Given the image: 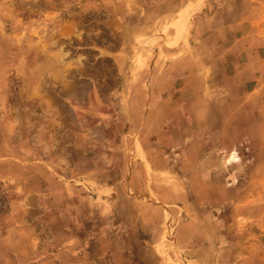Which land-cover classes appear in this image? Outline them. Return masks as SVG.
<instances>
[{"label":"rangeland","instance_id":"obj_1","mask_svg":"<svg viewBox=\"0 0 264 264\" xmlns=\"http://www.w3.org/2000/svg\"><path fill=\"white\" fill-rule=\"evenodd\" d=\"M180 1L0 0V264H264V0Z\"/></svg>","mask_w":264,"mask_h":264},{"label":"crops","instance_id":"obj_2","mask_svg":"<svg viewBox=\"0 0 264 264\" xmlns=\"http://www.w3.org/2000/svg\"><path fill=\"white\" fill-rule=\"evenodd\" d=\"M138 1V3L141 1V0H137ZM160 2H161V0H154V5H157V7H154V8H152V11H154L156 8H159L160 7ZM190 4H193V5H195L196 4V2H193L192 0L191 1H189V2H182V1H180L179 2V4H178V7H176L175 9L176 10H174V11H176V12H171L170 13V15L171 14H177L178 12L180 13L185 7H187L188 5H190ZM183 5H185V6H183ZM180 7V8H179ZM136 8H138V6L136 7ZM150 11V10H149ZM149 11H148V13H149ZM137 13H138V15L140 16V17H138L137 19L138 20H145V18L144 17H142L143 15H145V13H146V10L145 9H143V10H139V9H137ZM147 13V14H148ZM155 14V13H154ZM166 14V11L165 10H163L162 11V16L161 15H156L157 17L156 18H154V21H157V22H163V21H165L166 19H167V15H165ZM166 16V17H163V16ZM146 20H147V18H146ZM196 21H198V20H196ZM110 33H113L112 31L110 32ZM192 34V42L191 43H194L195 41H197V42H199V39H202L203 37H205V35L203 34L202 35V33H191ZM237 34V33H236ZM239 34H241V33H239ZM128 35H129V41H131V45H132V42H137L138 43V41L139 40H141V41H143L145 38H148L150 35H151V33H145L144 31H139V33L137 32V33H128ZM163 33H155L153 36L154 37H163ZM215 35V34H214ZM260 35H262V33H247V34H245L244 36H243V38H246V37H251V38H256V39H260L261 38V36ZM207 37H210L211 36V33H207V35H206ZM259 36H260V38H259ZM199 47L198 46H192L191 45V50L194 52V53H198V49ZM117 54H120V52L119 51H117L116 52ZM119 90V89H118ZM117 90V91H118ZM116 92V91H115ZM114 92V93H115ZM113 93V94H114ZM112 94V95H113ZM114 101H122V102H124V100H121V99H123L124 98V96L123 95H114ZM121 98V99H120ZM79 130H80V133L79 134H86L87 132L89 133V134H91V133H95V130L94 129H92V128H90V127H84V126H80L79 125ZM68 132H66V134H67ZM59 135H60V133H59ZM65 135V134H64ZM63 141H65V139H62L61 138V141L60 142H63ZM51 164V163H50Z\"/></svg>","mask_w":264,"mask_h":264}]
</instances>
